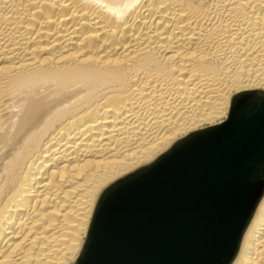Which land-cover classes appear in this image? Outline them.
<instances>
[{
	"label": "bare ground",
	"instance_id": "6f19581e",
	"mask_svg": "<svg viewBox=\"0 0 264 264\" xmlns=\"http://www.w3.org/2000/svg\"><path fill=\"white\" fill-rule=\"evenodd\" d=\"M255 94L264 0H0V264L81 263L106 198ZM239 229L222 264H264V189Z\"/></svg>",
	"mask_w": 264,
	"mask_h": 264
},
{
	"label": "water",
	"instance_id": "95a60500",
	"mask_svg": "<svg viewBox=\"0 0 264 264\" xmlns=\"http://www.w3.org/2000/svg\"><path fill=\"white\" fill-rule=\"evenodd\" d=\"M263 181L264 101H243L119 188L79 264H222Z\"/></svg>",
	"mask_w": 264,
	"mask_h": 264
},
{
	"label": "rangeland",
	"instance_id": "374dc122",
	"mask_svg": "<svg viewBox=\"0 0 264 264\" xmlns=\"http://www.w3.org/2000/svg\"><path fill=\"white\" fill-rule=\"evenodd\" d=\"M244 99H242L241 100V102H243V101H260V100H258V97H257V95L255 94V95H253V96H245V97H243ZM260 98H262V97H260ZM264 101V98H262L261 99V101ZM116 192V191H115ZM115 192H113L112 193V195L115 193ZM111 197V196H110ZM110 197H108V198H110ZM108 198H106V201L108 200ZM103 205H104V203H103ZM103 205H101L100 206V210L102 209V207H103ZM100 210L98 211V216L97 217H99V212H100ZM101 224V223H100ZM90 235H91V232H90ZM90 235H89V237H90ZM88 240V239H87ZM89 241H90V239H89ZM88 242V241H87ZM86 249V248H85ZM85 249L82 251V258H83V254H84V251H85ZM83 260V259H82ZM82 262V261H81Z\"/></svg>",
	"mask_w": 264,
	"mask_h": 264
}]
</instances>
